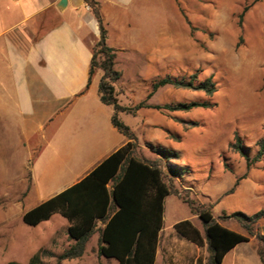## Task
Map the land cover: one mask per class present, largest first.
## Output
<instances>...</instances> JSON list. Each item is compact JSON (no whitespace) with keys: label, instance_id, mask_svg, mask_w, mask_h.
Instances as JSON below:
<instances>
[{"label":"rangeland","instance_id":"1","mask_svg":"<svg viewBox=\"0 0 264 264\" xmlns=\"http://www.w3.org/2000/svg\"><path fill=\"white\" fill-rule=\"evenodd\" d=\"M152 2L144 0L142 4L147 15L154 8L155 1ZM156 2L163 19L160 60L144 64L143 76L136 79L133 63L128 62L125 71L122 67L124 79L117 81L119 91L116 92L121 105L133 109L141 102L156 107L210 101L214 107L191 112L142 108L123 113L122 121H129L135 129L132 131L139 143L137 155L144 160L157 159L151 146L178 152L181 160L176 164L185 168V174L174 186L181 195L193 200L195 207L210 210L217 218L223 212L253 216L264 209V158L248 167L246 159L232 152L229 145L239 137L243 146L252 149L249 154L254 157L256 143L264 138V0ZM94 50L99 62L101 57L97 49ZM163 78L193 80L194 85L211 78L217 92L208 97L201 91L166 85L147 99L153 83ZM2 149L0 264H29L42 250L55 256L62 254L74 244L63 225L64 218L55 215L35 227L23 223L35 155L13 153L15 151L7 145ZM237 180L240 182L230 194ZM190 217L191 212L179 195L168 198L165 226ZM194 221L203 231L198 216ZM223 224L248 235L238 224L229 221ZM253 231L264 236V218ZM166 241L163 235L156 264H168ZM99 244V238L92 236L80 259L62 264H118L115 259L99 255ZM240 245L244 260L251 263L259 249V241L250 236L248 242ZM174 246L180 255L173 256L170 264H207L205 246L199 252L196 249L188 251L190 257L183 256V247ZM235 262L229 260L227 264ZM42 264H56V261L44 256Z\"/></svg>","mask_w":264,"mask_h":264},{"label":"crops","instance_id":"2","mask_svg":"<svg viewBox=\"0 0 264 264\" xmlns=\"http://www.w3.org/2000/svg\"><path fill=\"white\" fill-rule=\"evenodd\" d=\"M63 1L0 0V152L7 145L13 153L35 155L25 213L77 185L128 143L112 124L114 108L100 100L103 73L97 70L90 77L99 23L85 0ZM97 1L120 79L128 62L134 65L135 79L142 77L144 64L160 60L162 10L156 0L149 15L144 0ZM119 118L125 117L120 113ZM125 124L135 131L129 121ZM196 216L191 213L188 220L201 230ZM65 220L68 233L70 222ZM178 222L171 221L160 234L167 238L168 264L180 255L175 244L184 248L183 256L202 249L177 234ZM103 228L98 222L93 236L100 238ZM240 247L227 253L223 264H262L257 253L251 263L244 260Z\"/></svg>","mask_w":264,"mask_h":264},{"label":"trees","instance_id":"3","mask_svg":"<svg viewBox=\"0 0 264 264\" xmlns=\"http://www.w3.org/2000/svg\"><path fill=\"white\" fill-rule=\"evenodd\" d=\"M84 2L98 21L100 30V39L92 47L93 61L90 77L96 70H101L103 73L99 85L100 100L104 105L114 108L112 124L128 140V143L77 185L24 214L23 223L29 227L48 221L54 215H61L70 222L68 235L74 242L58 256L45 250L39 251L29 264H42L44 256L54 258L56 264L80 259L85 252V246L94 233L96 234L98 222L104 224L99 238L100 256L115 259L118 264H156L160 234L165 226L166 199L172 195H179L190 212L197 215L201 221L203 231L190 220L178 222L174 229L188 242L200 248L207 246V264H223L225 255L238 245L248 242L250 236L259 241L257 255L264 264V236L255 234L253 231L258 221L264 218V209L253 216L242 212L230 215L223 212L216 218L210 210L195 207L196 203L181 195L174 186V182L178 179L183 180L185 174V168L176 164L181 160L180 154L151 146L150 149L157 155V159L151 161L140 158L137 155L139 149L137 135L119 118L120 113H133L142 108L166 109L168 112H191L200 108L212 109L214 105L210 101H204L149 107L145 102H141L133 109L123 107L118 102L115 87L121 73L115 70L116 52L107 47V32L98 1L85 0ZM94 49H97V54L101 57L99 62L96 61ZM166 85L201 91L208 97H212L217 92L211 78L198 85H194L193 80L184 82L163 78L153 83L147 99ZM255 147V155L252 157L249 154L252 149L243 146L239 137H235L229 145L232 152L246 159L248 167L254 166L264 158V138L259 140ZM239 182L240 180H237L230 194ZM226 221L238 224L248 235L229 230L222 224ZM8 264L24 263L10 262Z\"/></svg>","mask_w":264,"mask_h":264},{"label":"water","instance_id":"4","mask_svg":"<svg viewBox=\"0 0 264 264\" xmlns=\"http://www.w3.org/2000/svg\"><path fill=\"white\" fill-rule=\"evenodd\" d=\"M66 0L63 1V3H65Z\"/></svg>","mask_w":264,"mask_h":264},{"label":"built area","instance_id":"5","mask_svg":"<svg viewBox=\"0 0 264 264\" xmlns=\"http://www.w3.org/2000/svg\"><path fill=\"white\" fill-rule=\"evenodd\" d=\"M88 10H90L89 7H88Z\"/></svg>","mask_w":264,"mask_h":264}]
</instances>
